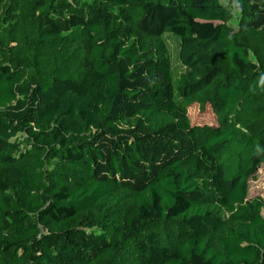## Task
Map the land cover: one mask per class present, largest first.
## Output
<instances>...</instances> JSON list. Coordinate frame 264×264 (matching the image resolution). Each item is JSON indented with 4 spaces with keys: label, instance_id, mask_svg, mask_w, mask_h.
<instances>
[{
    "label": "trees",
    "instance_id": "trees-1",
    "mask_svg": "<svg viewBox=\"0 0 264 264\" xmlns=\"http://www.w3.org/2000/svg\"><path fill=\"white\" fill-rule=\"evenodd\" d=\"M262 169L264 0H0V264H264Z\"/></svg>",
    "mask_w": 264,
    "mask_h": 264
},
{
    "label": "rangeland",
    "instance_id": "rangeland-1",
    "mask_svg": "<svg viewBox=\"0 0 264 264\" xmlns=\"http://www.w3.org/2000/svg\"><path fill=\"white\" fill-rule=\"evenodd\" d=\"M229 1V0H227ZM233 1V0H232ZM232 4L235 5V2ZM78 3L75 1H70L68 5L60 12L59 21L62 22L65 15L69 13H79L81 10L78 7ZM168 43L171 51V57L173 62V69L176 74H179L182 69L181 65L178 62V44L177 40L174 37L168 38ZM189 116L191 118L192 123L198 125L211 124L214 125L216 123L215 115L210 108L207 106L206 108H200L199 105L195 104L189 107ZM264 170H260L259 176L257 179L250 181V194L251 195H262L264 196Z\"/></svg>",
    "mask_w": 264,
    "mask_h": 264
}]
</instances>
